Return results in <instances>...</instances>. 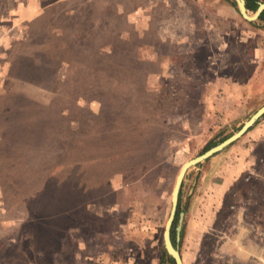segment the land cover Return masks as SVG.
<instances>
[{
  "label": "rangeland",
  "instance_id": "rangeland-1",
  "mask_svg": "<svg viewBox=\"0 0 264 264\" xmlns=\"http://www.w3.org/2000/svg\"><path fill=\"white\" fill-rule=\"evenodd\" d=\"M22 2L0 21V264H161L181 167L264 105V21L236 0ZM179 211L183 264H264V114L187 170Z\"/></svg>",
  "mask_w": 264,
  "mask_h": 264
},
{
  "label": "water",
  "instance_id": "water-1",
  "mask_svg": "<svg viewBox=\"0 0 264 264\" xmlns=\"http://www.w3.org/2000/svg\"><path fill=\"white\" fill-rule=\"evenodd\" d=\"M238 4V8L240 10L241 15L248 21L256 20L261 12L264 10V2H260L258 8L256 9L254 15L249 16L247 14V8L245 0H236ZM264 114V105L261 106L254 112V114L251 115V117L241 126V128L235 132L234 134L230 135L220 143L216 144L215 146L209 148L202 154L188 160L183 164L181 167L179 174L176 178L173 191H172V200H171V208L170 212L166 221L164 233H163V240H164V246L167 251V253L175 260V264H183L180 253L178 249L172 244L170 232L171 228L173 227V221L175 218L176 210H177V204L179 199V192L181 188V184L183 181V178L187 172V170L191 166H195L201 161H204L205 159L211 157L215 153L219 152L235 140H237L239 137H241L256 121ZM183 216V212H180L179 214V222H181ZM180 228V224L176 227V230L178 231Z\"/></svg>",
  "mask_w": 264,
  "mask_h": 264
},
{
  "label": "trees",
  "instance_id": "trees-1",
  "mask_svg": "<svg viewBox=\"0 0 264 264\" xmlns=\"http://www.w3.org/2000/svg\"><path fill=\"white\" fill-rule=\"evenodd\" d=\"M231 1L233 2L234 5H236L235 0H231ZM260 2H264V0H245L247 10L255 12ZM257 21H264V10L261 12L259 17L256 20L251 21V23H254ZM179 201H180V192H179L177 210H176L175 218L173 221V227L171 228V232H170L171 241L174 246H175V239H176V222L178 221L179 214H180ZM160 262L161 264H165V263L175 264V260L167 253L166 250L162 251L161 256H160Z\"/></svg>",
  "mask_w": 264,
  "mask_h": 264
},
{
  "label": "crops",
  "instance_id": "crops-1",
  "mask_svg": "<svg viewBox=\"0 0 264 264\" xmlns=\"http://www.w3.org/2000/svg\"><path fill=\"white\" fill-rule=\"evenodd\" d=\"M23 13L25 11L26 13L28 12V5L26 3H23L22 0H0V21L5 19V20H13V21H18V20H26L28 18V15L24 18L17 19V14ZM30 14H33V8L30 6L29 8ZM3 14L5 17H3ZM7 17V18H6Z\"/></svg>",
  "mask_w": 264,
  "mask_h": 264
}]
</instances>
